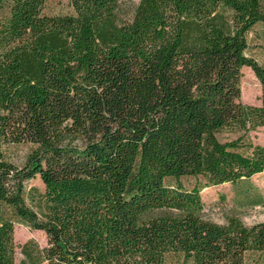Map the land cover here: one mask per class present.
I'll return each instance as SVG.
<instances>
[{
	"label": "trees",
	"instance_id": "1",
	"mask_svg": "<svg viewBox=\"0 0 264 264\" xmlns=\"http://www.w3.org/2000/svg\"><path fill=\"white\" fill-rule=\"evenodd\" d=\"M45 1L0 0V264L16 246L21 264H264V219L200 214L202 187L264 170L248 136L264 58L246 53L264 0H137L125 18L117 0ZM244 65L258 103L240 100ZM15 223L46 243L16 244Z\"/></svg>",
	"mask_w": 264,
	"mask_h": 264
},
{
	"label": "rangeland",
	"instance_id": "2",
	"mask_svg": "<svg viewBox=\"0 0 264 264\" xmlns=\"http://www.w3.org/2000/svg\"><path fill=\"white\" fill-rule=\"evenodd\" d=\"M117 3L118 14L125 18L132 12L137 4V0H117ZM44 5L46 13H63L69 12L72 9L68 0H46ZM246 40L249 45L246 53L252 55L256 60L262 61L264 58V22L254 23L246 33ZM240 76V100L248 103H258L260 95L259 82L251 68L246 65L242 66ZM234 135L235 133L233 132L222 131L218 134V138L227 139ZM248 136L251 141L264 145V125L251 129ZM29 145L28 142L23 141L19 143H7L5 151L11 160L22 165L24 154ZM192 180V177L182 178V182L185 185H190ZM248 182L252 185L250 188H247L244 182H240L236 192L229 182L209 184L202 187L200 189V197L204 205L200 212L201 216L219 223L225 221L226 214L237 215L245 224L263 220L264 170L253 173L249 177ZM31 185L39 189L42 188V182L38 174L25 181V189ZM25 199L29 201V196L25 195ZM14 228V241L16 244H20L29 238L33 239L39 247L46 243V237L41 229H33L20 223H15ZM13 252L14 264H21L25 256L19 251L18 246L15 247ZM40 264L44 263L40 262Z\"/></svg>",
	"mask_w": 264,
	"mask_h": 264
}]
</instances>
